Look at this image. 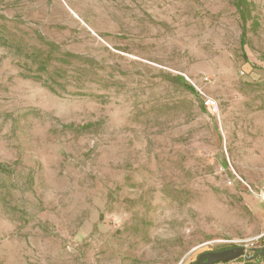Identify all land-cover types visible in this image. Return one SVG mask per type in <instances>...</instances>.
I'll list each match as a JSON object with an SVG mask.
<instances>
[{"label":"rangeland","instance_id":"rangeland-1","mask_svg":"<svg viewBox=\"0 0 264 264\" xmlns=\"http://www.w3.org/2000/svg\"><path fill=\"white\" fill-rule=\"evenodd\" d=\"M248 187L264 0H0V264H190L260 234Z\"/></svg>","mask_w":264,"mask_h":264},{"label":"water","instance_id":"water-1","mask_svg":"<svg viewBox=\"0 0 264 264\" xmlns=\"http://www.w3.org/2000/svg\"><path fill=\"white\" fill-rule=\"evenodd\" d=\"M264 249V248H261ZM256 250H250L248 252L241 246L233 247L230 249H223L219 251L203 252L198 255L196 260L192 264H219L229 263L239 258L249 259V253Z\"/></svg>","mask_w":264,"mask_h":264},{"label":"built area","instance_id":"built-area-1","mask_svg":"<svg viewBox=\"0 0 264 264\" xmlns=\"http://www.w3.org/2000/svg\"><path fill=\"white\" fill-rule=\"evenodd\" d=\"M207 81V79H205ZM203 104L204 106L211 110V111H215V109L217 108V103L210 99V98H206L203 99ZM248 190L255 196L257 197L264 205V187L261 188H251L248 187ZM254 244H264V221L262 222V230L260 232V234H258L256 237H254L251 241H249V243L246 242H241L240 245L241 247H243L245 249L246 252H248V246H253ZM250 254V253H249Z\"/></svg>","mask_w":264,"mask_h":264},{"label":"crops","instance_id":"crops-1","mask_svg":"<svg viewBox=\"0 0 264 264\" xmlns=\"http://www.w3.org/2000/svg\"><path fill=\"white\" fill-rule=\"evenodd\" d=\"M264 248V245L263 247ZM249 259L246 258H239L237 260L231 261L229 263H224V264H264V255H256L255 251H252L250 254ZM223 264V263H219Z\"/></svg>","mask_w":264,"mask_h":264},{"label":"trees","instance_id":"trees-1","mask_svg":"<svg viewBox=\"0 0 264 264\" xmlns=\"http://www.w3.org/2000/svg\"><path fill=\"white\" fill-rule=\"evenodd\" d=\"M241 38H242L241 43H243L244 32H242V37ZM255 253H256V255H261V254L264 255V249H259V250L255 251ZM190 264H192V263H190Z\"/></svg>","mask_w":264,"mask_h":264}]
</instances>
